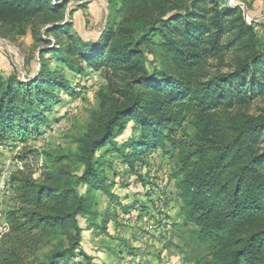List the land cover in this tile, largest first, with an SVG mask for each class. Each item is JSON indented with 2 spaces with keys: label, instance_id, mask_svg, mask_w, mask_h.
<instances>
[{
  "label": "trees",
  "instance_id": "obj_1",
  "mask_svg": "<svg viewBox=\"0 0 264 264\" xmlns=\"http://www.w3.org/2000/svg\"><path fill=\"white\" fill-rule=\"evenodd\" d=\"M71 1L0 0V37L30 33L43 46L33 79L0 73L1 147L40 137L59 92L78 96L64 71H99L105 80L75 150L45 154L38 178L23 170L11 177L0 264H92L82 234L108 235L113 219L101 197L113 209L146 212L121 204L113 164L135 173L154 153L171 165L179 205L172 236L182 256L264 264V110L249 113L264 99L255 24L226 0H104L100 31L82 35L71 31L72 17L89 3L68 8ZM210 62L226 71H205ZM39 155L25 150L19 160Z\"/></svg>",
  "mask_w": 264,
  "mask_h": 264
},
{
  "label": "rangeland",
  "instance_id": "obj_2",
  "mask_svg": "<svg viewBox=\"0 0 264 264\" xmlns=\"http://www.w3.org/2000/svg\"><path fill=\"white\" fill-rule=\"evenodd\" d=\"M86 3H89L88 8L74 13L71 31L94 35L104 24L106 3L104 0H72L68 8ZM226 6L239 7L247 24H255L257 35L264 44L263 0H226ZM41 48L43 46L38 45L30 33L23 37H0V73L13 74L21 81L33 79L39 70L38 53ZM217 69L226 71L214 62L207 64L204 70L212 72ZM63 75L78 96L59 92L57 98L61 102L54 106L49 116L52 123L26 147L21 144L0 146V237L6 231L3 213L10 205L11 177L22 170L30 172L33 178L40 177L42 167L49 165L45 154L56 156L75 150L76 141L85 134L91 117L98 113L95 94L105 85L103 74L86 70L81 76L67 71ZM263 110L264 99H260L250 107L249 113ZM25 150L39 153V158L31 156L20 161L19 157ZM147 162L145 167L137 165L135 173L121 163L113 164L115 175H108L116 184L115 194L119 195L121 204L144 206L146 212L141 216L133 209L125 213L118 207L113 209L101 197L100 209L105 211L109 207L113 219L108 224V235L85 231L82 234L80 249L91 257L92 264H194L187 261L174 246L179 240L172 236V224L179 222V205L174 198L173 182L170 181L171 165L158 153L149 156ZM80 225L85 227L83 220ZM170 239L173 246L168 245ZM48 249L45 248L43 253Z\"/></svg>",
  "mask_w": 264,
  "mask_h": 264
}]
</instances>
